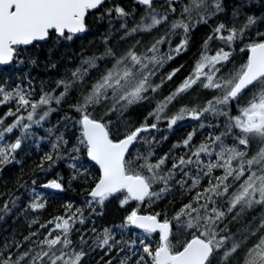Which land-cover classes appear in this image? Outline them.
<instances>
[{"label":"snow or ice","instance_id":"1","mask_svg":"<svg viewBox=\"0 0 264 264\" xmlns=\"http://www.w3.org/2000/svg\"><path fill=\"white\" fill-rule=\"evenodd\" d=\"M0 108V264H264V0H0Z\"/></svg>","mask_w":264,"mask_h":264},{"label":"trees","instance_id":"2","mask_svg":"<svg viewBox=\"0 0 264 264\" xmlns=\"http://www.w3.org/2000/svg\"><path fill=\"white\" fill-rule=\"evenodd\" d=\"M36 71H38V72L40 73L41 76L43 75L42 70H36ZM36 71L33 72L34 75H36ZM2 110H3V109L0 108V111H2ZM182 131H185V130H184V129H181L180 131L177 132V135H180V132H182ZM173 139H175V137H173ZM5 227H7V225H5Z\"/></svg>","mask_w":264,"mask_h":264}]
</instances>
